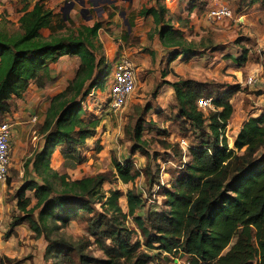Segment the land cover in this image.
Wrapping results in <instances>:
<instances>
[{
  "label": "trees",
  "instance_id": "trees-1",
  "mask_svg": "<svg viewBox=\"0 0 264 264\" xmlns=\"http://www.w3.org/2000/svg\"><path fill=\"white\" fill-rule=\"evenodd\" d=\"M152 1L154 6L142 9L139 15L152 18L162 48L170 51L168 62L180 56L191 59L205 55L201 50L208 48L184 37L181 28L188 23L178 19L175 28L164 0ZM65 21L61 18L56 24L53 11L44 0H37L21 11L17 31H0V121L13 115L15 102L24 98L31 85L45 89L54 84L52 64L63 56L78 60L74 78L49 100L38 131L45 146L24 164L26 174L31 165L36 180L25 181L17 190L20 216L13 220L11 229L29 224L37 238L43 237L48 244L45 259L57 258L55 264H91L98 261L86 253L87 243L69 242L59 235L68 224L84 222L106 257L103 264H148L144 261L147 256L138 252L140 244H131L133 231L123 225L122 220L131 216L146 250L157 251L158 255L179 254L187 264H264V153L258 158L264 148V113L244 123L233 141L234 150H230L224 137L233 114L230 94L211 97L204 84L171 83L177 120L190 123L192 130L200 132L199 143L189 147V160L164 191V209L147 213L144 219L135 215L143 208V199L135 189L125 195L128 214H123L119 205L123 195L113 190L107 196L103 190L105 176L69 180L51 168L57 147L65 161L76 165L82 162V151L87 140L94 137L99 121L84 118L81 102L92 89L102 87L106 77L99 72L104 59H97L102 47L95 42L102 24L95 22L69 32ZM44 29L50 32L47 37L42 35ZM200 99H211L213 110L207 116L198 109ZM154 126L140 118L127 127L129 154L147 155L142 134ZM176 152L181 155V151ZM114 168L123 184L141 176L128 159L114 161ZM4 261L9 262L0 257V264Z\"/></svg>",
  "mask_w": 264,
  "mask_h": 264
},
{
  "label": "rangeland",
  "instance_id": "rangeland-1",
  "mask_svg": "<svg viewBox=\"0 0 264 264\" xmlns=\"http://www.w3.org/2000/svg\"><path fill=\"white\" fill-rule=\"evenodd\" d=\"M33 1L35 0H0V31H17L21 11L29 2L32 6ZM80 1L76 0L70 8L68 3H71V0H44L46 7L53 11L56 24L61 18L66 19L65 24L69 32L81 26H92L95 22L102 24L95 42L102 47L97 57L104 59L99 72L106 74L105 83L102 87L92 89L81 102L85 111L84 118L87 121L98 120L99 124L94 137L87 140L81 163L72 164L61 156L52 163L55 171L67 176L69 180L98 174L105 176L103 190L107 196L108 192L113 190L123 195L119 199L123 214H128L125 195L128 190L135 189L143 199V208L135 215L144 219L147 213L164 209V191L171 187L182 172L183 164L189 160V147L199 143L200 132L192 130L190 123L177 120L178 108L174 106L171 83L193 81L206 85L211 97L217 93L231 95L233 114L224 131L230 150H234L233 141L244 123L250 117L264 113V0H164L163 4L175 28H178V19L187 22V26L181 28L184 37L196 46L208 48L200 49L205 55L177 59L174 63L167 60L158 35L154 32L152 18L139 15L142 9L154 6L152 0H116L110 8L106 0H92L96 3L95 6L86 0L87 4L84 6L87 10L79 5ZM222 6L229 9L231 17L211 20L208 17L209 12ZM101 8L106 11L104 15L100 14ZM119 13L124 16L120 17ZM124 19L129 22V32L124 25ZM125 32H128V37H125ZM44 33L45 36L50 34L48 30ZM111 55L113 58L108 60ZM120 56H127L134 63L136 89L125 107L113 112L109 108L108 92L113 64ZM63 67L65 70L58 77L62 79V83H68L70 80H66L65 73L74 71L75 65L67 60ZM249 77L255 79L250 85L247 84ZM53 79L54 86L51 85L40 92L32 87L22 100L15 102L17 108L13 114H19L17 119L25 120L29 127L25 129L24 134H18L20 137H11V165L6 181L0 184L14 192H5V188H0V198L2 197L5 203L9 204L16 196L15 190L21 187L23 181L24 164L42 143L38 133L42 125L39 112L45 110L50 94L59 89L55 86L59 79ZM145 107L153 110L144 111ZM198 109L207 116L213 106ZM29 114L31 115L28 116ZM12 116L0 121L9 123L11 131L16 121ZM34 116L37 120L31 123L30 120ZM140 118L155 125L142 134L143 141L147 143L146 156L139 152L129 154L131 143L126 140L125 134L127 127L133 126ZM178 150L181 151L180 156L176 152ZM263 153L264 148L259 150L258 158H261ZM125 159L141 172V176L129 184H123L117 179L114 168V161L123 163ZM26 194L31 196L30 192ZM96 209L102 211L100 205H96ZM7 211L11 217L6 224L7 228L11 229L13 220L19 217L20 213L8 206ZM36 216L35 214L34 218ZM122 222L124 227L133 231L131 244H140L138 252L147 256L144 261H148V264H187L186 258L179 254L158 255L157 251L146 250L144 238L133 217L127 216ZM16 231L15 240L8 246L7 251L13 257L9 258L3 252L0 257L9 260L3 264H26V261H30L29 264L56 263L57 258L45 259L48 244L43 237L37 238L29 224L19 225ZM90 233L84 222H77L61 229L59 235L69 242L87 243L86 253L98 261L91 264H103L106 257ZM11 234L13 235L12 232ZM5 235L2 237L6 240L8 236Z\"/></svg>",
  "mask_w": 264,
  "mask_h": 264
},
{
  "label": "built area",
  "instance_id": "built-area-1",
  "mask_svg": "<svg viewBox=\"0 0 264 264\" xmlns=\"http://www.w3.org/2000/svg\"><path fill=\"white\" fill-rule=\"evenodd\" d=\"M168 0H166L167 2ZM208 17L211 20H224L231 17V12L227 7H220L209 12ZM264 62V49H263ZM255 81L253 77H249L247 84L250 85ZM136 89L135 66L127 56H120L114 61L111 81L108 92L109 108L113 112H117L125 107L130 96ZM197 106L203 109L210 108L211 99H200ZM37 117L31 118L30 122L34 123ZM11 125L3 123L0 125V182H5L11 165ZM186 147V143L183 142ZM183 147V146H182ZM184 148V147H183Z\"/></svg>",
  "mask_w": 264,
  "mask_h": 264
},
{
  "label": "crops",
  "instance_id": "crops-1",
  "mask_svg": "<svg viewBox=\"0 0 264 264\" xmlns=\"http://www.w3.org/2000/svg\"><path fill=\"white\" fill-rule=\"evenodd\" d=\"M36 1L37 0L33 1V5H34V3ZM28 4L30 5V7L33 6V5L31 6V3L30 2ZM88 10H90V8H88ZM105 13H106V11H104L101 14L104 15ZM119 16H120V13H119ZM45 30H47V29L42 30V35L44 37H47L48 35L47 36L44 35L45 34L44 33ZM164 51H165V53L167 55V58H168L170 51L165 50V49H164ZM112 58H113V55L109 56L108 57V60H111ZM97 59H98V57H97ZM178 59L183 60V59H186V58L180 56ZM67 60L73 62V64L75 65V70L74 71L72 70L71 72H66L64 77L66 78V80L69 79L70 81L74 78L75 71H76V69L78 67V60H77V58H72L70 56H63L55 64H52L50 66L51 76H52V78H55V79L58 78L59 79L58 82H56V84H55V86L57 85V87H59V89L56 90L55 92L51 93L50 94V98H52L53 96H55L56 94H58L62 90H64L67 87L68 83H69V82L67 83V81H66V83H62L61 82L62 79L58 77L60 75V73L63 70H65V67H63V65L66 64ZM174 62H172V63H174ZM70 74H71V77H70ZM60 82H61V85H60ZM32 87H34L39 92H40V90H42V89H38L35 85H31L29 87V90L28 91H30ZM48 105H49V102H48L45 110L39 112V120H41V122H43V120H44L45 112H46V109L48 108ZM24 115H25V113H24ZM30 115L31 114H29L28 116H30ZM13 117L15 118L16 121L13 124V131L11 133L12 134V138L13 137L14 138L15 137H20V136H18V134H20V135L24 134L25 129L28 128L29 126L25 124L26 123L25 120L20 121V118L17 119V117H19V114L18 115L17 114H13L12 118ZM40 139H42V143L39 145L37 151H40L45 146V141H44L42 135H41V138ZM60 156H61L60 155V148L57 147L54 150V152L52 154V157H51V161H50V166H51V168L53 170H56V169L53 166V163L52 162L55 161V159L60 158ZM32 180H36V178H35L34 172L32 170V167L30 165L29 166V172H28V174L25 173V169H24V176H23V181L21 183V186L25 183V181H32ZM1 187L2 188H5V192H10V193H13L14 192L13 190L11 191L10 188H8L7 186L5 187L4 184L3 185L0 184V188ZM18 189L19 188H17V190ZM16 193H17V191L15 190L14 196H15ZM9 204H11V205H9ZM9 204H8V202L5 203V201H4V199L2 197L0 198V255H2L3 252H5V254H4L5 256H7L9 258L10 257L12 258L13 256L11 254H8L10 252L7 253V251H8V246L10 244H13V241L15 240L14 235L17 232L16 229H17L18 226L13 227L12 229H10L9 227L7 228L8 225L6 223L9 222V217H11L10 214H9V212L7 211V206L10 207L12 210H14V209L17 210V199L14 197L12 199V202L10 201ZM5 224H6V226H5ZM9 231H12L13 235L11 234V236H9L8 239L5 240L4 237H2V236H4ZM9 251H11V250H9ZM29 263H30V261H26V264H29Z\"/></svg>",
  "mask_w": 264,
  "mask_h": 264
},
{
  "label": "water",
  "instance_id": "water-1",
  "mask_svg": "<svg viewBox=\"0 0 264 264\" xmlns=\"http://www.w3.org/2000/svg\"><path fill=\"white\" fill-rule=\"evenodd\" d=\"M75 1H76V0H72L71 3H68L69 6H70V8L72 7V5L74 4ZM84 3H85V2H84L83 0H81L80 3H79V5H80L81 7H84V5H85ZM84 8H85V7H84ZM83 10H85V9H83ZM86 10H87V9H86ZM120 16L123 17L124 14H123V13H120ZM124 25L127 27L128 32H129V31H130V27H129V24H128V22H127L126 19H124Z\"/></svg>",
  "mask_w": 264,
  "mask_h": 264
},
{
  "label": "flooded vegetation",
  "instance_id": "flooded-vegetation-1",
  "mask_svg": "<svg viewBox=\"0 0 264 264\" xmlns=\"http://www.w3.org/2000/svg\"><path fill=\"white\" fill-rule=\"evenodd\" d=\"M71 1H72V0H71ZM83 1L85 2L84 4L86 5V4H87V1H86V0H83ZM106 1L108 2L107 5H108L109 8H110L111 6H113V5L115 4V2H116V0H106ZM89 2L92 3V6H95V4H96V3L93 2L92 0H89ZM84 7H85V6H84ZM92 8H93V7H92ZM104 11H105L104 9H102V8L100 9V12H101V13H103ZM101 13H100V14H101ZM100 14H97V15L100 16Z\"/></svg>",
  "mask_w": 264,
  "mask_h": 264
}]
</instances>
